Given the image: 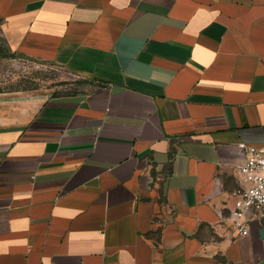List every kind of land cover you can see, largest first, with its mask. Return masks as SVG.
<instances>
[{"label": "crops", "instance_id": "crops-1", "mask_svg": "<svg viewBox=\"0 0 264 264\" xmlns=\"http://www.w3.org/2000/svg\"><path fill=\"white\" fill-rule=\"evenodd\" d=\"M0 34L85 82L0 107V264H264V208L229 218L264 0H0Z\"/></svg>", "mask_w": 264, "mask_h": 264}, {"label": "rangeland", "instance_id": "rangeland-1", "mask_svg": "<svg viewBox=\"0 0 264 264\" xmlns=\"http://www.w3.org/2000/svg\"><path fill=\"white\" fill-rule=\"evenodd\" d=\"M84 85L82 78L64 67L13 51L0 34L1 108L20 107L27 99L69 94Z\"/></svg>", "mask_w": 264, "mask_h": 264}, {"label": "built area", "instance_id": "built-area-1", "mask_svg": "<svg viewBox=\"0 0 264 264\" xmlns=\"http://www.w3.org/2000/svg\"><path fill=\"white\" fill-rule=\"evenodd\" d=\"M247 155L246 164L240 172L246 182L233 193L234 208L230 220L240 235H248L250 223L264 208V143L243 145Z\"/></svg>", "mask_w": 264, "mask_h": 264}]
</instances>
